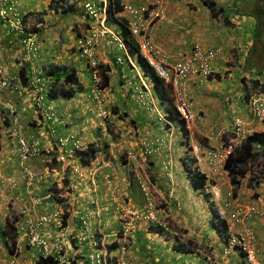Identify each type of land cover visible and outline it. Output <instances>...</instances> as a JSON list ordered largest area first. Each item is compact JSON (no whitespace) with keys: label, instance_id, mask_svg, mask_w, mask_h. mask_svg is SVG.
<instances>
[{"label":"crops","instance_id":"1","mask_svg":"<svg viewBox=\"0 0 264 264\" xmlns=\"http://www.w3.org/2000/svg\"><path fill=\"white\" fill-rule=\"evenodd\" d=\"M25 1L26 4L24 0H18L19 8L28 14L32 13L28 17L32 24H35L34 18L37 17L40 25L37 28L40 33V49L35 57L36 64L68 63L77 67L73 62L63 61L69 58L71 61L72 57L77 55L74 39L83 30L87 18L75 19L74 22L66 25V32L73 37V40L68 43L67 40L70 38L62 35L64 30L60 28L63 14L59 12L60 10H47V5L51 2H59L65 6L73 3L75 5L73 10L79 11L78 5L82 0H35L32 5L29 4L31 0ZM132 1L135 4H144L143 0ZM164 1V17L153 22L148 28L153 41L164 51L168 53L189 51L195 42L204 46L222 48L221 56L212 61L213 76L202 84L194 78L186 81V89L195 105L196 112V126L190 131L191 139L196 141L197 137L205 136L203 138L207 144H217L220 128L229 125L235 115H240L253 130H261L263 125L256 122L252 116L250 117L244 86L249 92L256 86H262L264 90V0ZM210 1L214 5L215 14L208 7L207 3ZM50 16L54 21L50 22ZM65 43H68V46L61 48L62 51L57 52L55 49L56 57L53 47ZM43 50L45 53L50 50L48 56L44 57ZM23 52L19 39L14 34L8 33L0 22V57L5 61L7 71H17V59L26 60ZM65 52L67 56L64 55ZM118 53L120 52L107 39L102 40L98 47L99 61L106 66L103 77L104 79L105 75L109 77L108 82H105L108 89H104L103 108L109 109L108 106L110 108L113 106L111 121L116 120L118 116L122 119L115 121L116 124L123 123L122 129H126L125 132L123 129V133L115 130L121 136L123 134L121 141L113 139L114 145L110 143L109 148H104L102 154H99L88 166L94 171V181L90 182V177L76 179L72 165L61 166L58 162L55 163L58 168L57 174L54 172L49 181L62 186L64 178L65 187L68 189L67 224L69 229L78 230L77 216L80 213L92 211L94 213L93 229L100 235L98 238L109 243L116 239L120 226L111 201L112 189L107 187L103 177L106 173H112L119 195L123 194L124 200L129 205L141 207L142 196L130 173V170L139 168L151 182L152 192L159 200L158 214L168 221V227L156 228L143 222L136 223L131 230V245L127 253V261L129 264H203V251L209 249L211 252L220 254L223 247L218 233L209 222L208 203L202 192L193 189L187 179L182 163L187 154H184L182 146L179 149L170 146L169 152L160 153L148 158L149 162L140 163L139 159H146V157L137 152L140 150L139 141L145 137L166 135L167 130L162 128L161 123L156 119L157 108L151 113L136 107L133 103L130 88L119 77L121 73L126 72L136 79L135 70H138V67L134 60L131 65L128 61L126 62V59L122 66L116 64L115 57ZM33 60L28 61L30 65L33 64ZM77 69L80 71L83 90L76 95L77 98L56 99L59 108L57 122L61 127L64 125L67 127L70 123L80 121L82 127L78 132L82 134L85 132L86 139L99 143L100 137L108 132L101 133L104 122L94 117L93 104L85 97H88L90 88V74L87 66L83 65ZM253 80H258L256 86L252 84ZM6 99L16 98L13 94L0 92V103ZM26 99L28 101L17 99L23 120L27 125L25 135L37 137L42 132L36 126L28 125V121H35V112L32 108L31 97L26 95ZM61 101H70L66 105V110L60 109ZM74 117L76 120L71 122ZM129 119L134 120V128H129ZM3 124L0 121V164L5 175V183L0 190V213L7 215L19 209L21 204L29 205V199L42 192L47 183L43 184L39 181L30 186L20 182L22 163L14 149L15 146L7 136V127ZM97 132L100 134L97 135ZM177 134L170 136V141L177 140ZM127 151L133 152L135 156L132 154L124 156ZM168 155L174 158L172 178L171 180H157L155 174H157L160 162ZM196 155L200 169L208 175V178L215 179L203 157H200L198 153ZM47 158L48 156L41 155L28 161V165L33 169L42 167ZM217 179V183L220 186L223 185V190L230 185L228 177H217ZM225 190L222 191V196L225 195ZM91 192L97 198L102 197L104 200L105 204L100 205L102 209H96V199L91 198ZM237 199L243 203H251L258 199L264 200V178L255 188L247 187V180H243L237 193ZM218 202L214 201L215 204ZM178 205L181 207L178 208ZM109 209H112L115 224L103 218L104 212H108ZM251 224L257 234L258 258L264 263V223L260 218H255ZM2 228L3 221H0V233ZM55 233L56 227L53 225L46 227V235L52 237ZM8 259L9 255L3 247L0 234V264H7ZM223 260L225 264H244L243 258L236 253Z\"/></svg>","mask_w":264,"mask_h":264},{"label":"built area","instance_id":"2","mask_svg":"<svg viewBox=\"0 0 264 264\" xmlns=\"http://www.w3.org/2000/svg\"><path fill=\"white\" fill-rule=\"evenodd\" d=\"M122 5V15L126 18L127 27L130 35L136 42L141 57L145 60L152 71L165 81L171 82L172 95L174 97L175 110L186 122V127L195 120L194 103L189 98L186 89V81L190 78L196 79L199 84L204 83L214 74L212 61L217 59L221 53L220 47H206L200 43H194L188 52L176 51L168 53L155 43L151 38L148 28L165 14L164 0H144L143 5H136L131 0H120ZM107 0H85L83 7L90 18L86 31L80 35L75 45L80 56L86 61L90 74V95L97 105L99 116H105L106 111L102 109V73L101 63L97 51L101 41L107 38L113 46L120 51L115 58L116 64L122 66L125 59L132 64V57L128 53L127 46L121 36L106 23ZM0 19L8 32H12L19 37L22 50L26 53V59L31 60L39 52L37 36L32 31L31 26L23 21V15L19 13L15 0H0ZM120 77L132 88L131 96L137 104L144 103L149 95V87L142 81L143 88L133 86L125 72ZM45 75L40 65L32 64L31 75L26 85H23L17 73H8L6 63L0 57V91H8L19 98L21 101L26 99V95L31 97L32 108L45 122L56 120L57 108L55 102L50 98V91L53 86ZM20 101V102H21ZM28 101V100H27ZM251 112L255 118L261 121L264 118V94L261 91L254 92L249 100ZM1 120L7 122V133L14 143L16 151L21 161L26 162L38 156L43 144L40 138L27 137L25 126L22 121L19 104L12 99H7L1 103ZM220 135L226 137L217 146L207 148L205 160L211 170L219 171L222 169L228 154L233 150L243 137L251 133V129L246 126L240 116H235L232 122L220 129ZM51 136L56 135L53 126L48 130ZM162 139H155L152 143H143V153L152 155L163 145ZM59 148L57 159L67 160L68 156L74 155L78 151L82 142L75 134L61 136L56 143ZM49 173V167H44L39 172H35L25 165L22 169V178L26 183H31L37 176L41 177ZM165 174V171H163ZM105 182L109 187H113V180L110 174L104 175ZM146 194L147 205L144 211L130 209L119 203L116 212L119 222L123 229L120 244L116 252H103L97 247L94 233L90 231L85 218H81L83 231L76 233L73 237L78 245L87 242L91 246V251L87 253L86 259L89 264H127L125 253L127 252L128 233L137 219H151L155 216L151 208V200L147 195L145 184H141ZM115 197H116V193ZM62 193L46 192L34 198V205H47L54 200V197L61 198ZM113 197V198H115ZM117 199H113L116 201ZM19 229L22 235L32 245L42 248L44 256L53 250H65L63 238L67 239L66 233L60 228V234L53 240L45 237L44 228L47 225L55 224L61 226V210L57 207L41 213H24L22 210ZM220 218L226 220L229 234L227 236V246L223 249V254L231 253L233 249L243 255L246 264H263L257 258V237L254 228L246 221L259 216L264 220V201L257 203L244 204L237 202L228 192V198L218 208ZM63 228V227H62ZM111 261V263L109 262ZM65 261V260H64ZM60 262L59 264H61ZM207 264H223L220 260L209 258Z\"/></svg>","mask_w":264,"mask_h":264},{"label":"clouds","instance_id":"3","mask_svg":"<svg viewBox=\"0 0 264 264\" xmlns=\"http://www.w3.org/2000/svg\"><path fill=\"white\" fill-rule=\"evenodd\" d=\"M16 1V6H17V9H18V11H19V13H21L22 15H23V21H25V22H27L30 26H31V29H32V31L35 33V35L36 36H38V30H37V28H38V26H40L39 25V23H38V21H37V17L36 18H34V20L36 21L35 22V24H32L29 20H28V17H30L31 16V14L32 13H30V14H28L27 12H24V11H21V9L19 8V2H18V0H15ZM84 1L85 0H82L81 2H80V4H81V6H83V3H84ZM132 1V0H131ZM144 1V0H143ZM133 2V1H132ZM57 3V2H56ZM56 3H54V4H56ZM121 3V2H120ZM134 3V2H133ZM164 4H165V1H164ZM58 5V4H57ZM136 5H139V4H136ZM83 12L85 13V15H86V18H87V21L85 22V26H84V28H83V30L79 33V34H77L76 35V37H75V39H74V48H75V50H76V53L78 54V56L80 57V58H82L81 56H80V54H79V52H78V50H77V48H76V45H75V41H76V39L80 36V35H82L85 31H86V29H87V27H88V25H89V22H90V18H89V16L87 15V13L85 12V9H84V7H83ZM60 12V11H59ZM70 12H72V11H70ZM69 12V13H70ZM121 15H122V11H121ZM165 15V14H164ZM123 16V15H122ZM124 17V16H123ZM164 17V16H163ZM162 17V18H163ZM125 18V17H124ZM161 18V19H162ZM126 19V18H125ZM0 22L2 23V19H0ZM155 22V21H154ZM107 23V22H106ZM3 24V23H2ZM4 25V24H3ZM108 26H110V25H108ZM110 27H112L115 31H117L113 26H110ZM6 28V27H5ZM7 30V29H6ZM8 32V31H7ZM118 32V31H117ZM8 33H11V34H13L12 32H8ZM16 36V35H15ZM18 39H19V37L18 36H16ZM122 38V37H121ZM105 39H107V38H105ZM105 39H103V40H105ZM108 40V39H107ZM20 42V41H19ZM102 42V41H101ZM195 43H199V42H195ZM194 44V43H193ZM201 44V43H200ZM113 45V44H112ZM202 45V44H201ZM193 46V45H192ZM191 46V47H192ZM204 46V45H203ZM206 47H209V46H206ZM215 47H220V46H215ZM22 48V47H21ZM221 48V47H220ZM39 49H40V43H39ZM191 49V48H190ZM23 51V50H22ZM118 52H120L119 50H118ZM182 52H188V51H182ZM221 53H222V48H221ZM221 53H220V55H219V57L221 56ZM23 54H24V57H26V53H25V51L23 52ZM38 54H39V52H38ZM37 54V55H38ZM119 54V53H118ZM36 55V56H37ZM97 55H98V51H97ZM36 56H34V57H32L31 58V60H27L26 58V60H27V62L28 61H32L33 59V64H35V65H38V64H36V62H35V57ZM117 56V55H116ZM116 58V57H115ZM82 60L83 61H85L83 58H82ZM132 60H133V58H132ZM126 62H127V60H126ZM29 63V62H28ZM85 63H86V61H85ZM101 63V62H100ZM129 63V62H128ZM102 64V63H101ZM130 64V63H129ZM41 65H45V64H41ZM131 65V64H130ZM31 66L32 65H30L29 64V69H30V75H31ZM86 66H87V63H86ZM101 73H102V91H103V103H102V109L103 110H105L106 111V115L105 116H99L98 115V111H97V105H96V103H95V101H93L92 100V97H91V95H90V88H89V93H88V97L87 98H89V101L93 104V107H94V117H96L97 118V120L98 121H102V122H104V121H106L105 119H107L108 117H110L111 116V114H110V111L108 110V109H104L103 108V104H104V101H105V96H104V87H103V83H104V78H103V73H104V71H105V68L104 67H102L101 66ZM47 70H48V66H45V68H44V73H45V75L48 77V79L51 81L50 83H51V85L53 86V89L52 90H54V89H59L60 88V81L59 80H56V79H54L52 76H49L48 74H47ZM87 70L89 71V69H88V67H87ZM152 70V69H151ZM8 73H16V72H10V71H7ZM126 73V72H125ZM135 73H136V79H134L133 77H130L127 73H126V75H127V77H128V79H130L131 80V82L133 83V86H138L139 88L141 87V88H143V83H142V81H144V83H146L147 84V86L149 87V95H151V88H150V84L145 80V78L142 76V74H141V72H140V70H139V68H138V70H135ZM121 75V74H120ZM214 75V74H213ZM212 75V76H213ZM120 79H121V81H124L121 77H119ZM137 81V83L135 82V81ZM124 83H125V85H126V82L124 81ZM91 86V85H90ZM127 86V85H126ZM128 87V86H127ZM130 88V91H132V88L131 87H129ZM246 91V93H245V98H246V100H247V103H248V106H249V110H250V117L252 116L253 117V119H255L256 120V122H258V123H260V124H262L263 125V121H264V118L261 120V121H259L257 118H255L254 116H253V114H252V112H251V109H250V105H249V100H250V97H251V95L254 93V92H256V91H261L263 94H264V90H263V88H262V86H256V87H254L250 92L249 91H247V90H245ZM0 92H7V93H10V92H8V91H0ZM51 92V91H50ZM58 92H60V89L58 90ZM57 92V93H58ZM10 94H12V93H10ZM14 95V94H13ZM148 95V96H149ZM172 95V94H171ZM130 96H131V93H130ZM189 96V95H188ZM14 97H15V95H14ZM16 98V97H15ZM131 98H132V96H131ZM147 98V97H146ZM172 98H173V103H174V97H173V95H172ZM190 98V97H189ZM17 99H19V98H16V99H12V100H15L16 102H17ZM57 99V98H56ZM56 99L54 98V99H52L54 102H55V104H56ZM191 99V98H190ZM7 100V99H6ZM132 100H133V98H132ZM192 100V99H191ZM5 101V100H4ZM3 102V101H2ZM1 102V103H2ZM1 103H0V121H1V123H4L3 125H6V127H7V124H5V121L3 122L2 120H1ZM18 104H19V101L17 102ZM133 103L135 104V102L133 101ZM156 104H157V100H156ZM56 108H57V113H58V106H57V104H56ZM151 108H152V110L153 111H155V109L157 108V110H158V105H155V104H153L152 106H151ZM174 108H175V105H174ZM156 110V111H157ZM20 111H21V109H20ZM177 112V111H176ZM194 112H195V105H194ZM35 114V113H34ZM160 118L159 119H157L160 123H161V125H162V128H164L165 130H167V133H166V135H157V136H153V137H145V138H143V139H141L140 141H139V143H138V146H139V148H140V150H137V148H134L135 150H137V152H140V154L143 156V157H146V158H151V157H153V156H157L158 154H160V153H166V152H169V150H170V146H172V147H174V148H176V149H179L180 148V146H182L183 148L182 149H184V154H187L186 156H194L195 158H196V162H195V164L198 166V168H199V170L201 171V172H203L201 169H200V166H199V163H198V156L196 155L197 153H198V155L200 156V157H203V159H204V161H205V163L207 164V162H206V160H205V152H206V150H207V148H209V147H215V146H217L222 140H225L226 139V137H224V136H221L220 135V132L218 133V137H219V140H218V143L217 144H214V145H209V146H204V145H202V144H200V143H198V138H200V139H204L203 137H205V136H203V137H197L196 138V141H193L192 139H191V137H190V131H191V129H193L194 128V126H196V112H195V120H194V122L190 125V127H188L187 129H188V131H189V140H188V143L186 144V143H184L183 141H184V139H183V136H182V134H181V131L177 128V127H175V126H173V125H170L169 124V122L164 118V115L160 112ZM180 116V115H179ZM235 116H237V115H235ZM234 116V117H235ZM238 116H240V115H238ZM21 117H22V121H23V124H24V126H25V130H26V127H27V125H26V123L24 122V120H23V116H22V113H21ZM34 117H35V121H36V123L39 125V123H40V127H39V129H41L40 131L42 132V134H38V136L37 137H34V138H40L41 140H42V144H43V147L44 148H46L47 147V145H48V147L45 149V150H42L41 151V153L38 155V156H36L35 158H33V159H36V158H38L39 156H41V155H46V156H48V158H47V160H46V162H45V164L42 166V167H39V168H36V169H33L31 166H29L28 165V161H30V160H32V159H30V160H28V161H26V162H23V161H21L20 160V158H19V160L21 161V169H20V182H22V183H24V184H27V185H30V186H32L34 183H38L39 181L41 182V183H43V184H45V183H47V186H46V188L42 191V192H40L38 195H35V196H32L30 199H29V202H30V204L28 205H26V204H24V205H22L21 204V206H20V208L19 209H17L15 212H13V213H8L7 215H3V214H1L0 213V221H3V228L1 229V232L3 231V229H4V225H5V223H6V221H9L10 223H12L14 226H15V229H16V246H15V248H14V251H13V253H10L9 252V250H8V246L6 245V243H5V240L3 239V237H2V235H1V237H2V241H3V247L4 248H6V251H7V253H8V255H9V259H8V261H7V264H33V262L35 261V259H37L38 257L39 258H41V259H43V260H45V259H51L52 260V262H48V263H46V264H59L60 262H62L61 264H73V263H75V264H89L88 262H87V259H86V256H87V253L88 252H90L91 251V246L90 245H88V243L87 242H85V243H83L82 245H78L75 241H74V239H73V237H74V235L76 234V233H79V232H81V231H83V225H82V220H81V218H85L84 220H86V222H87V225H88V227L90 228V231L92 232V233H94V235H95V238H96V241H97V247L103 252L104 250H106V252L107 253H110V252H116V250H117V248H118V246H119V244H120V238H121V236L123 235V229H122V227H121V224H120V222H119V219H118V215H117V212H116V206L119 204V203H121V204H123V205H125L126 207H129L130 209H134V210H137V211H139V212H141V211H144L145 209H146V205H147V199H146V194H145V192L143 191V189H142V186H141V184L142 183H144L145 184V187H146V190H147V195L150 197V200H151V203H152V205H151V208H152V212L154 213V216H155V219L154 220H151V219H137V220H135V221H133V224H132V226H131V228H130V230H129V233H128V243H127V252L125 253V255H124V257H125V260H126V263L127 264H129V262L127 261V253H128V251H129V248H130V245H131V230H132V228H133V226L136 224V223H138V222H143V223H146V224H148V225H151V226H153V227H156V228H165V227H168V221H165L164 219H162L160 216H159V214H158V208H157V203H156V201H155V196L153 195V192H152V189H151V182H150V180H149V178L146 176V174L145 173H142V170H140L139 168H137V170H135V169H132V170H130V173H131V176H132V178L135 180V182H136V186H137V188H138V191L140 192V195L142 196V201H143V203H142V206L141 207H133V206H131V205H129L125 200H124V197H123V194H121V195H119V193H118V191H117V187H116V181H115V179H114V176H113V174L112 173H106V174H110L111 175V177H112V180H113V187H115V189H113L112 187H109L108 185H107V183L105 182V179H104V177H103V180H104V182H105V184L107 185V187L109 188V189H112V192H111V201H112V203H113V206H114V211H115V214H116V218H117V221H118V223H119V230H118V232H117V237H116V241L115 240H113L112 242H109V243H105V240H103L102 238H98V236H100L99 234H98V232L95 230V229H93V221H94V213L92 212V211H89V212H85V213H80L78 216H77V223H78V226H79V229L78 230H74V229H69V227H68V224H67V221L66 222H62V208H61V205H60V203H68V201H67V196H68V189H66V184L64 183L65 181H64V178L62 179V186H59L57 183V185L60 187V188H63L62 190H55V189H50V183H52V182H50L49 181V178L50 177H52L53 176V173L55 172V174H57V171H58V168H57V165L55 164V161H54V163L52 164L51 163V161L50 160H52L53 161V158H52V152L53 151H56V155H55V159H56V161L58 162V163H60L61 164V166L62 165H67V166H69V165H72V169H73V171L75 172V174L76 175H78V178L79 179H87V177H90L91 179H90V182H92V181H94V179H93V176H94V171L93 170H90L89 168H88V166L91 164H89L88 166H82L81 164H79L78 162H76V160L73 162V163H71L70 164V158H71V156H68L67 157V160H65V161H59L58 159H57V154H58V152H59V148L57 147V145H56V143H57V140L59 139V137H61L60 135H59V132L60 131H57V117H56V120L55 121H52V122H45V121H43L38 115H34ZM233 117V118H234ZM241 117V116H240ZM242 118V117H241ZM118 119V118H117ZM183 119V118H182ZM122 120V119H121ZM233 120V119H232ZM242 120H243V118H242ZM114 121V123L116 124V122H115V120H110V122H113ZM244 121V120H243ZM232 122V121H231ZM245 122V121H244ZM108 123H106V125H107ZM118 124V123H117ZM165 124H168V125H170V126H168V127H166L165 126ZM185 124H186V122H185ZM246 124V123H245ZM29 125V124H28ZM51 126H53L54 128H55V130H56V135L55 136H51L50 134H48V130H50V127ZM246 126H248L247 124H246ZM38 127V126H37ZM103 128H102V130H101V133H105V132H108V133H106V134H109V135H111V139H112V141H113V135H112V133H110V131H108V129L106 128V126H102ZM249 127V126H248ZM133 128H134V126H133ZM250 129H251V133L253 132V131H257V130H253L251 127H249ZM120 129V128H119ZM221 129V128H220ZM263 129V128H262ZM261 129V130H262ZM120 132H122L123 133V129H120L119 130ZM220 131V130H219ZM175 133L177 134V133H179V134H177L178 135V137H177V140H175V139H172V141H170V136H174L175 135ZM250 133V134H251ZM139 134H142V133H139ZM75 135H77V133L75 134ZM83 135V134H82ZM249 135V134H248ZM7 136H8V138L10 139V137H9V135H8V133H7ZM79 136V140L82 142V146H81V148L78 150V151H80V150H82L83 149V143H87L86 141H87V139L84 137L83 138V140L81 139V137H80V135H78ZM246 137V136H245ZM31 138V137H30ZM244 138V137H243ZM155 139H162L163 140V145H162V147L159 149V150H157L155 153H153L152 155H145L144 153H143V143H152V142H154V140ZM242 140V139H241ZM10 141H11V139H10ZM100 142L102 143V144H100ZM104 140H102V139H99V143H98V145L101 147V151L99 152V154H102V150L104 149V148H106V147H104ZM106 142V141H105ZM241 142V141H240ZM239 142V143H240ZM11 143H12V145L14 146V143L11 141ZM106 143H108V144H110L109 142H106ZM238 143V144H239ZM237 144V145H238ZM237 145H235V147L237 146ZM84 146H85V144H84ZM234 147V148H235ZM233 148V149H234ZM14 149L16 150V148L14 147ZM78 151H76L75 153H74V155H72V157L74 156V157H76V154H77V152ZM233 151V150H232ZM231 151V152H232ZM230 152V153H231ZM229 153V154H230ZM18 154V153H17ZM98 154V155H99ZM125 155L124 156H127V155H133V156H135L134 154H133V152H125L124 153ZM228 154V155H229ZM185 156V157H186ZM19 157V156H18ZM228 157V156H227ZM173 157L172 156H170V155H168V156H166L161 162H160V166H159V168H158V170H157V174H155V178L157 179V180H161V179H169V180H171V178H172V165H173V161H174V158L172 159ZM48 159H50V160H48ZM227 159V158H226ZM1 160V159H0ZM127 161V159L125 160V162ZM226 161V160H225ZM224 164H225V162H224ZM25 165H27V166H29L32 170H34L35 172H39V170H42L44 167H49V173H47L46 175H43V176H37L31 183H26L25 182V180L22 178V169H23V167L25 166ZM207 166H208V164H207ZM208 168H209V171L212 173V174H214V176L213 177H215V179L214 178H208V175L205 173V172H203L204 174H205V176H206V180H207V184H206V187H205V190H207V191H209L210 192V194H211V200L214 202V201H219L217 204H215V206H216V209H217V211H216V213H217V215H218V208L222 205V203H223V201L225 200V199H227L228 198V192H230L231 193V195H232V190H231V184L226 188V190H225V195L224 196H222V186L223 185H219L218 183H217V181H218V179H217V177H228L227 176V174L224 172V165H223V167H222V169L221 170H219V171H213V170H211L210 169V167L208 166ZM163 171H165V174L163 173ZM263 173V172H262ZM254 174H256L257 175V177H258V180L260 181L259 183H261V180L264 178V173L263 174H261L260 173V170H259V168L258 167H255V171H254ZM129 176H130V174H128ZM251 175V172H248L247 174H246V176L242 179V181L243 180H247L248 181V177ZM131 178V177H130ZM220 181H222V179L220 180ZM241 181V182H242ZM168 182H170V181H168ZM4 183H5V175H4V173L2 172V168H1V164H0V190H1V188L3 187V185H4ZM64 183V184H63ZM230 183V182H229ZM259 185V184H258ZM257 185V186H258ZM256 187V186H255ZM254 187V188H255ZM240 188V187H239ZM223 190V191H224ZM199 191V190H198ZM46 192H52V193H55V194H57V193H62L64 196L63 197H61V198H57V197H54V200L53 201H51L50 203H48L47 205H44V204H42V205H34L33 204V200H34V198H36V197H38V196H41V195H43V194H45ZM199 192H201V191H199ZM114 193H116V197H115V194ZM113 197H115L117 200L116 201H113V199H115V198H113ZM232 198H234V200H236L237 202H240V203H243L242 201H240L239 199H237V196L236 197H234L233 195H232ZM59 201H62V202H59ZM260 201H264L263 199H258V200H256V201H254V202H251V203H257V202H260ZM251 203H244V204H251ZM49 205H51V207H49ZM68 206H69V204H68ZM68 206H67V208H66V213H68V217H69V211H68ZM55 207H57V208H59L60 210H61V226L60 227H58L57 225H55V224H50V225H53L54 227H56V233H55V235H53L52 237H49L48 235H46L45 234V231H46V227L47 226H50V225H47L45 228H44V234H45V237L46 238H48V239H50V240H53L56 236H58L59 234H60V228L61 229H63V231L66 233V235H67V239H65V238H63V241L65 242L64 244H63V247H64V249H67V251H65V250H53V249H51V253L49 254V255H46V256H44V254H43V252H42V248L41 247H39L38 245H32V244H30V242L22 235V231H20V229H19V223H20V219L22 218V216H23V214H22V210H24V213H26V214H30V213H33V212H37V213H41V212H44V211H47V210H52L53 208H55ZM181 206L180 205H178V208H180ZM39 208H41L42 210H38ZM113 211V212H114ZM218 217H219V215H218ZM220 218V217H219ZM255 218H260L261 219V217H259V216H255V217H253V218H251V219H249L248 221H246L249 225H251L252 226V224H251V222L255 219ZM210 219H211V214H210ZM220 219H223V218H220ZM224 221H225V223H226V220L225 219H223ZM262 220V219H261ZM263 221V223H264V220H262ZM63 227V228H62ZM253 227V226H252ZM226 228H227V234H226V236H225V238H222L219 234H218V236H219V239H220V241L222 242V245H223V247H222V251H221V253L220 254H217V253H214V252H211L209 249H207V250H205V251H203L202 252V257H203V264H207V261H209V258L211 259V261L212 260H220V261H222V263L223 264H225L224 263V260L223 259H225V257H228V256H230V255H232L233 253H236V254H239L242 258H243V255L241 254V253H239V252H237V250L236 249H233L232 251H231V253H229V254H227V255H224L223 254V249L227 246V241H226V239H227V236H228V234H229V229H228V226H227V223H226ZM254 228V227H253ZM255 230V229H254ZM217 232V231H216ZM256 232V231H255ZM1 234V233H0ZM256 237H257V234H256ZM185 245V244H184ZM256 246H257V242H256ZM23 247L25 248V252H22V250H23ZM32 254V255H31ZM257 258H258V249H257ZM65 260V261H64ZM258 260L261 262V260L258 258ZM31 261V262H30ZM243 261H244V264H246V262H245V260H244V258H243ZM109 262L111 263V261L109 260ZM264 264V263H263Z\"/></svg>","mask_w":264,"mask_h":264},{"label":"trees","instance_id":"4","mask_svg":"<svg viewBox=\"0 0 264 264\" xmlns=\"http://www.w3.org/2000/svg\"><path fill=\"white\" fill-rule=\"evenodd\" d=\"M205 1V0H203ZM58 4V5H57ZM210 10L215 14L214 12V5L210 1L207 3ZM49 11H59L62 14H67L70 11H73L74 4L70 5H63L59 4L57 2L56 4L49 3ZM22 10V9H21ZM122 11V5L120 3V0H107V6H106V22L107 25L113 26L119 33V35L122 37L123 42L127 46L128 53L133 58V60L136 62L137 67L139 68L142 76L145 78V80L150 84L151 88V95H149L144 103L137 104L135 103L136 107L141 108L142 110L154 112L151 108L153 104L158 105L159 112H155L157 118L159 119L160 112L164 115V118L169 122L170 125H173L177 127L183 136L184 143H188L189 140V131L186 127L184 119H182L179 114L176 112L174 108L173 98H172V89H171V82L165 81L164 79L160 78L158 75H156L151 68L147 65L145 60L141 57L139 53L138 46L132 36L130 35V32L127 27L126 19L121 15ZM42 23V21H41ZM40 23V24H41ZM40 33L38 32V43H40ZM18 61V67H17V75L19 76L21 82L23 85L27 84L28 79L30 78V69H29V63L27 60L24 59H17ZM45 66H48L47 74L49 76H52L54 79L60 81V92H58L59 89L51 90L50 98L51 99H64V100H71L76 97L77 94H79L83 87L80 82V71L77 69V67L69 65L68 63L63 64H48V65H40V67L44 70ZM102 67H106L104 64H101ZM109 70V69H107ZM104 74V73H103ZM104 78V77H103ZM109 77L108 75H105L104 82H108ZM252 84L256 86L258 84V80H253ZM244 89L246 90V87L244 86ZM58 92V93H57ZM157 100V104H156ZM129 122L135 125L134 120L129 119ZM263 123V129L253 131L251 134L244 137L241 142L233 149V151L228 155L225 164H224V172L227 174L229 182L231 184V190L232 195L234 197L237 196L239 187L241 185L242 179L246 176L248 172H251V175L248 177L247 181V187L254 188L259 184V180L256 174H254L255 167H258L260 170V173H264V121ZM5 124L7 122L5 121ZM28 124L33 127H40L36 123V121H28ZM57 131L59 132L60 136H66L67 134H76V137L79 138L78 135H80L81 139L83 140L82 133H79V130H66V125L59 126L57 122ZM168 124H165L166 127L170 126ZM100 132H97V135H99ZM34 138V136H32ZM198 143L209 146L207 142L205 141V138L202 140L200 138L197 139ZM87 143H83V149L78 151L76 154V157L70 158V164L73 163L75 160L82 166H88L99 154L101 151V147L96 143L95 141L88 140ZM104 147L109 148V144L105 141ZM85 144V146H84ZM48 147V145H47ZM46 147V148H47ZM46 148L43 147L42 150H45ZM56 151L52 152V158L53 161L51 163L53 164L54 161L57 164V161L55 159ZM196 158L193 156H186L183 163V168L186 172L187 179L191 185V187L195 190H199L202 192L204 199L208 203V208L211 214L210 224L213 226V228L217 231V233L222 237L225 238L227 234V228L226 223L223 219H220L216 213L217 209L214 204V202L211 200V194L209 191L205 190L207 180L206 176L203 172H201L198 168V166L195 164ZM263 172V173H262ZM50 189L55 190H62L63 188H60L56 182L50 183ZM62 202V201H59ZM62 208V222H66L68 219V213H66V208L68 206V203H60ZM1 235L3 239L5 240L6 245L8 246V250L10 253H13L14 248L16 246V229L15 226L10 223L9 221H6L4 225V229L1 232ZM48 262H52V260L49 259H41L37 258L33 262V264H46ZM75 264V263H73Z\"/></svg>","mask_w":264,"mask_h":264},{"label":"rangeland","instance_id":"5","mask_svg":"<svg viewBox=\"0 0 264 264\" xmlns=\"http://www.w3.org/2000/svg\"><path fill=\"white\" fill-rule=\"evenodd\" d=\"M35 2V0H31L30 2H29V4L30 5H32L33 3ZM27 2L24 0V4H26ZM52 4H54L53 2H51ZM78 7H79V11H77V10H73L72 12H70V13H67V14H63V19L61 20V22H60V28H62L64 31L62 32V35H66V36H68L70 39L69 40H67L68 41V43L70 42V41H72L73 40V37H70V35L66 32V25L69 23H71V22H74V20L75 19H78V20H80V19H86V15L84 14V12H83V6H81V4L80 5H78ZM41 8H42V6H41ZM23 10V9H22ZM47 10H50L49 9V6L47 5ZM51 21H54V19L52 18V16H50V22ZM68 43H65L64 45H59V46H57V47H59V48H57V47H53V53H54V55L56 56L57 55V52H58V50L59 51H62L63 49H61V48H63L64 46H68ZM55 49H57V52H56V50ZM50 52V50H48L47 51V53H45V51L43 50V53H44V57H46V56H48L47 54ZM64 55L65 56H67L68 54L65 52L64 53ZM57 57V56H56ZM73 59V60H72ZM72 59H71V61H70V58L69 59H66V60H64L63 62H73V64H75L78 68H81V67H83V65H85V67H86V63H85V61H83L82 60V58H80L79 56H78V54L77 55H74L73 57H72ZM103 87L106 89H108V85L107 84H105V82L103 83ZM86 98H87V96H85ZM77 98V97H76ZM89 99V98H88ZM62 102V101H61ZM70 101H63L62 102V104L60 105V109L63 111V110H66L65 108H66V105H68V103H69ZM91 103V102H90ZM69 107H72V105H69ZM108 110L110 111V114H111V116L110 117H108L107 119H105L106 121H104V126H106V128L108 129V131H110V133H112V135H113V138H114V140L116 141V140H118V141H121V139H122V136H123V134H122V136L120 135V134H118V132H116V131H119V128L120 129H122V126H123V123H121L120 124V122H119V124H115L114 123V121L113 122H110V119H112L111 117L113 116V110H111V108H113V106H111V108H110V106H108ZM118 119H116L115 121H121V119L119 118V116L117 117ZM74 120H76V117H74L73 119H71V122H73ZM106 123H108L107 125H106ZM62 124V123H61ZM128 124V123H127ZM59 126H60V124H59ZM129 128H132L134 125L132 124V123H130L129 122ZM81 122L80 121H75L74 123H70V124H68V126L66 127V130H71V129H74V130H81ZM124 129V128H123ZM116 130V131H115ZM125 130L126 129H124V132H125ZM84 135L82 136L83 138H84V136H85V132L83 133ZM102 140H104V141H106V142H109V143H111V144H113L114 145V143L112 142V139H111V136L109 135V134H104V135H102L101 137H100ZM100 144H102L101 142H100ZM123 155V154H122ZM138 157V156H137ZM139 161H140V163H144V162H149V159L148 158H146V159H142V158H140L139 159ZM76 179H78V175H76ZM222 191H223V189H222ZM93 192V191H92ZM91 192V198H95L96 200V209H102V208H100V205H104L105 204V202H104V200H102V197L100 198H97V196L94 194V193H92ZM154 196H155V201H156V203H157V208L159 207V200H158V197L155 195V194H153ZM129 203L131 202L130 200L128 201ZM140 204H142V203H140ZM140 206H142V205H140ZM135 207V206H134ZM103 218L104 219H109L113 224H115L114 223V220H113V216H112V209H109V211L108 212H104V215H103ZM22 252H25V248L23 247V250H22Z\"/></svg>","mask_w":264,"mask_h":264}]
</instances>
